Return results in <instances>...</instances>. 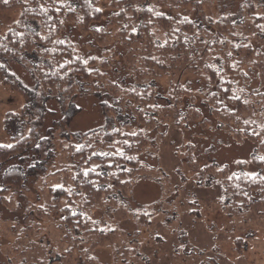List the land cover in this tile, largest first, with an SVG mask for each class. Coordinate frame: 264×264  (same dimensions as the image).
I'll return each instance as SVG.
<instances>
[{
  "label": "trees",
  "instance_id": "16d2710c",
  "mask_svg": "<svg viewBox=\"0 0 264 264\" xmlns=\"http://www.w3.org/2000/svg\"><path fill=\"white\" fill-rule=\"evenodd\" d=\"M192 2L107 0L109 20L105 27H99L105 18L102 0H0V10H19L0 36V57L18 59L40 89L65 103L81 90H96L95 82L104 84L110 94L128 102L134 119L129 123L127 116L114 112L123 121L117 118L113 125L88 130L68 146L66 173L63 178L57 176L62 182L46 185L38 178L40 201L27 199L25 218L13 226L20 225L11 240V251L7 249L11 264H75L76 254L81 264H99L93 252L102 246L113 250V264H119V256L125 261L132 247L117 242L127 232L118 226L101 225L92 213L109 206L116 213L123 210L118 222L131 219L138 231L149 228L154 203L135 210L125 206L136 176L161 180L165 198L176 191L177 185H172V177L160 164H145L140 155L149 148V133L156 128L159 140L167 134V130H160L164 125L180 126L187 121L208 125L209 120L197 106L199 93L220 128L237 143L257 145L248 161L259 171L251 173L247 160L237 161L236 171L215 162L202 164L194 156V143L188 142L179 154L181 159L187 158L194 183L218 188V204L228 216L244 215L255 203L264 201V13L245 9L237 20L215 16L200 23L180 12ZM194 2L198 11H203L204 1ZM69 24L82 34H90L100 46L117 38L126 50L132 87L112 81L106 61L85 57L79 44L65 38ZM245 66L256 69V86ZM186 73L198 76L204 86L187 87L182 81ZM161 80L166 83L164 104L159 103ZM0 83L12 85L2 66ZM17 88L22 89L19 85ZM105 108L115 111L106 104ZM32 146L30 136L22 134L12 144L0 143V165ZM43 146L37 150L42 162ZM179 178L187 181L184 175ZM1 181L0 203L16 210L19 202L10 206L9 201L19 199L24 191L25 173L19 167H10L2 173ZM254 193L259 196L255 198ZM54 211L61 212L55 231L60 239L72 241L65 248L52 247L47 237L50 230L43 228V218ZM3 234L8 235L6 231ZM242 242L236 240V250H241Z\"/></svg>",
  "mask_w": 264,
  "mask_h": 264
},
{
  "label": "rangeland",
  "instance_id": "374dc122",
  "mask_svg": "<svg viewBox=\"0 0 264 264\" xmlns=\"http://www.w3.org/2000/svg\"><path fill=\"white\" fill-rule=\"evenodd\" d=\"M194 1L199 0H193L180 12L200 23L205 18L215 16L237 20L245 9L253 13H264V0H200L204 1L201 12L195 7ZM102 4L105 18L99 27L106 26L111 13L107 0H102ZM18 14V9L0 10V36ZM64 37L79 44L85 57L94 56L106 61V71L112 81L124 88L132 87L133 77L126 67V50L117 38L100 46L90 34H82L70 24ZM0 66L12 81V85L0 83V143L12 144L16 136L22 134L29 135L34 145L0 165V185L2 173L10 167L21 168L26 177V187L19 199L13 197L9 201L10 206L18 201L19 207L11 210L0 203V264H11L6 257L7 249L11 251V240L14 233L19 232L20 225L16 228L13 226L25 218L27 199L40 201L38 178L40 177L41 183L46 182V185L62 182L61 179L57 180V176L61 175L63 178L66 173L64 168L68 162V146L78 142L80 135L88 130L113 125L117 118L123 121L121 115L115 116L114 112L127 116L129 123H133L134 119L127 108L128 102H121L117 96L110 94L104 84L95 82L96 90H81L65 103L58 96L40 89L30 70L18 59L1 56ZM245 69L253 77V85L256 86V69L249 66H245ZM182 81L193 89L204 86L203 80L191 73L184 74ZM18 85L22 89H18ZM158 90L159 103H166L164 80L159 81ZM104 102L107 108L111 107L115 111L108 112ZM197 106L209 120L207 126L203 127L193 121L180 126L164 125L160 130H167V134L159 140L156 139L155 133L159 132L156 128L149 133V148L140 155L145 164L155 167L160 164L172 177V185H177L176 191L165 198L161 180L144 174L136 176L130 195L125 199V206L135 210L154 203L149 228L138 231L131 219L118 222L123 210L116 213L112 207L106 206L93 211V218L101 225L109 228L118 226L127 232L119 236L117 244L126 242L132 249L127 250L125 261H121L123 256H119L117 263L264 264V201L255 203L244 215L228 216L217 201L220 190L194 183L191 170L186 165L187 158L181 159L179 154L183 145L193 142L196 147L194 156L202 164L215 162L218 165H228L236 171V162L248 161L256 152L257 145L250 141L237 143L228 132L220 128L202 102L200 93L197 94ZM42 143L43 162L39 160L37 152ZM55 169L60 171L54 172ZM248 170L251 173L259 171L250 162ZM181 175L187 181H181ZM254 195L255 198L259 196L257 193ZM60 216L59 211L46 215L43 218V228L50 230L47 237L52 247L58 245L65 248L72 241L60 239V234L55 231V225L61 221ZM5 231L8 235L3 234ZM237 239L243 241L240 251L235 247ZM93 256L99 264H113L115 260L110 246L95 249ZM81 262L82 259L76 254L75 264Z\"/></svg>",
  "mask_w": 264,
  "mask_h": 264
},
{
  "label": "snow or ice",
  "instance_id": "6c2138e0",
  "mask_svg": "<svg viewBox=\"0 0 264 264\" xmlns=\"http://www.w3.org/2000/svg\"><path fill=\"white\" fill-rule=\"evenodd\" d=\"M5 2L7 3V0H5ZM9 147H10V145H9Z\"/></svg>",
  "mask_w": 264,
  "mask_h": 264
}]
</instances>
